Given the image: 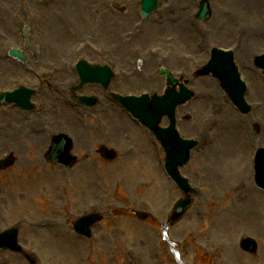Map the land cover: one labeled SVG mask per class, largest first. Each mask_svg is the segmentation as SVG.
<instances>
[{"label":"rangeland","instance_id":"obj_1","mask_svg":"<svg viewBox=\"0 0 264 264\" xmlns=\"http://www.w3.org/2000/svg\"><path fill=\"white\" fill-rule=\"evenodd\" d=\"M50 1L54 3V0ZM209 1L214 17L208 22L196 23L192 12L198 8L199 0H160L159 8L144 20V25L137 22L139 28H135L134 38L130 33L137 20L138 0H105V12H109L105 17V31H102L97 20L86 17V0H55L57 13L54 9H40L41 5L26 1L23 21L32 25L34 37L38 33L50 35L52 40L56 32L59 36L65 35L70 41L66 43L63 39L62 43L69 44L68 47L80 42L84 36L95 44L102 43L107 50L116 48L113 39L119 43L120 37L128 40L120 45L122 63L118 67V70L125 71L123 76L126 73L133 79V84L121 87V91L127 94L144 90L150 94H161L165 87V79L159 75L161 68H167L177 75L185 69L187 78H194V72L208 59L210 48L227 47L235 38L241 41L239 53L236 51V61L251 85L248 101L253 105L259 104L251 115L254 121L249 115L242 116L236 111L212 76L192 82V88L200 99L180 108L178 116L182 118L180 116L184 112L193 113L196 110L197 120L195 123L194 120L180 122L179 128L184 137L200 134L199 143L205 146V151L200 156L193 154L190 166L183 169V173L198 189L194 197L195 207L185 225L171 230L170 237L180 246L187 242L186 245L191 248L200 243L206 245L209 237L216 240L224 248L221 253L223 259L219 258L218 263L211 261L210 264H264V192L255 185L252 169L256 148L259 145L264 147V125L259 132L254 129L256 122L264 123V78L252 63L256 55L264 54V0ZM113 2L119 3L122 12L113 10ZM34 7L37 9L34 10ZM60 8H64V11H60ZM130 10L134 14L131 20ZM19 12L18 0H0V88L15 84L17 80L30 85L28 80L23 79L27 75L25 65L16 67L4 58L7 46L19 43V37L13 35L15 30L18 32ZM80 17L85 19L77 21ZM42 18L44 25L39 26L37 23ZM115 20L120 21V25ZM75 23H78L77 28H74ZM188 28L194 29L191 35ZM4 34L10 36L9 40L3 38ZM44 45L49 46V42L45 41ZM137 59L147 63L140 70ZM31 67L33 65L30 63L26 68ZM8 68L15 73L11 80L5 76ZM232 113L239 120V128L243 129L246 140L250 142L248 139L253 138L252 147L246 148L247 159H244L247 161H244V166H250L251 187L242 184L235 187L238 192L233 187L231 194H225L223 184L234 172L236 175L239 168L234 161L230 169L231 161H224V155L218 148L222 140L233 137L226 132L230 130ZM121 115L122 128H128V134L134 137L136 129L132 122L123 111ZM11 116L0 110L1 138L4 129L12 136H15L14 127L23 129L14 120L10 125L6 123V119L11 121ZM166 124L165 119L163 125ZM140 134L147 137L149 142L155 138L147 129H141ZM1 138L0 156L7 151ZM122 139L126 158L105 169L106 176L99 178V186L94 185L95 179L90 176L92 182L90 188L86 189L81 170L83 165L63 172L61 168L44 164L38 167L37 173L29 170L32 166H25L26 170L21 174V166L28 164L19 162L8 172L0 173V190L6 191L0 194V229L17 226L21 243L26 252L35 257V264H177L171 246L163 239L162 229L155 226L166 217L165 205L177 196L175 187L168 182L163 183L164 180L156 181L157 185L152 186L142 176L140 179L146 167L149 177L156 175L145 161L147 159L143 163L138 160L140 150L135 149V157H130L133 146L126 144L125 137ZM27 143L24 141L20 146L23 154L27 152ZM80 148L86 150V145ZM217 156L222 168L216 171L212 162L217 161ZM50 174L55 180L51 179ZM39 179L48 185L45 191L37 189ZM252 187L257 193L253 194ZM214 205L219 214L211 212ZM137 208L146 209L152 219L148 222L138 221L132 211ZM89 210L101 211L104 220L95 226L93 238L86 240L70 232H73L71 226L74 221ZM252 210L259 213L261 219H253L250 215ZM229 213L238 220L231 219ZM242 236H254L259 240L257 257L243 255L239 250L238 253L234 252V246ZM193 241L198 244L194 245ZM3 252L0 251V264H31L25 255ZM193 258L197 264H206L197 257L187 261Z\"/></svg>","mask_w":264,"mask_h":264},{"label":"bare ground","instance_id":"obj_2","mask_svg":"<svg viewBox=\"0 0 264 264\" xmlns=\"http://www.w3.org/2000/svg\"><path fill=\"white\" fill-rule=\"evenodd\" d=\"M105 4V0H102L101 2H98L97 0H86V5H85V15L86 17L90 18L92 16V13L94 11L95 8H98L100 6H103ZM133 6V5H132ZM133 11L130 10V18H133ZM189 35H191L192 33V29H189ZM15 36H17L16 32H13ZM211 33V32H210ZM185 35H186V30H185ZM240 49V48H239ZM50 125H56L55 123H50ZM238 135L240 136V138L238 137L234 139V141H239L236 142L239 145L236 144H231V138L227 139L226 142H220L221 145L220 147H218L220 149V152L224 155V161H231L230 162V166L229 168L231 169L232 166V160H238L239 163V168L237 169V174L235 175V173L232 174V178H241L246 176V174L248 173V170L246 169V167L244 166V159H245V155L247 152V149L249 146L252 145V139L249 138L248 140L250 142H248L246 140V135L243 131L240 132V129L238 131ZM238 150H240V152H237ZM213 165V169L214 170H218L219 168H222V162L219 160V156H217V161L212 162ZM50 177L52 180H55L54 177L50 174ZM48 188V185L45 184L44 182H42L39 179L38 182V186L37 189L39 191H45ZM253 193H256L255 189H252ZM251 204H253V201L251 202ZM251 215L253 216L254 219L259 218V214L256 213L254 210L251 211Z\"/></svg>","mask_w":264,"mask_h":264},{"label":"water","instance_id":"obj_3","mask_svg":"<svg viewBox=\"0 0 264 264\" xmlns=\"http://www.w3.org/2000/svg\"><path fill=\"white\" fill-rule=\"evenodd\" d=\"M233 78H234V76H233ZM169 97H172L171 100H175L176 103L179 102V98H173V97H175V96H173V94L170 95ZM176 97H179V95H177ZM263 172H264V169H263V171L260 169V175L262 177H263V175H262ZM78 229L80 231H82V229H84V227L83 226H80ZM3 236H6V235H0V244L8 245V246H11L13 248L14 246L11 244V242L9 241V239H7L6 237H3Z\"/></svg>","mask_w":264,"mask_h":264}]
</instances>
